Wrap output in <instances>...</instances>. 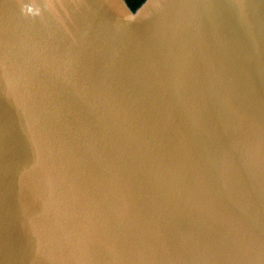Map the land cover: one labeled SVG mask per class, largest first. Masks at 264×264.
<instances>
[{"label": "water", "instance_id": "95a60500", "mask_svg": "<svg viewBox=\"0 0 264 264\" xmlns=\"http://www.w3.org/2000/svg\"><path fill=\"white\" fill-rule=\"evenodd\" d=\"M0 264H264V0H0Z\"/></svg>", "mask_w": 264, "mask_h": 264}, {"label": "trees", "instance_id": "16d2710c", "mask_svg": "<svg viewBox=\"0 0 264 264\" xmlns=\"http://www.w3.org/2000/svg\"><path fill=\"white\" fill-rule=\"evenodd\" d=\"M131 9H135L137 6H139L143 0H126Z\"/></svg>", "mask_w": 264, "mask_h": 264}]
</instances>
